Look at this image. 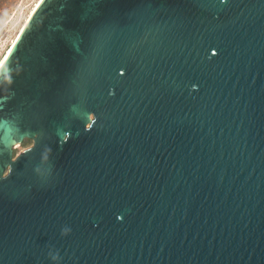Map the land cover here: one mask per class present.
<instances>
[{
    "label": "water",
    "instance_id": "95a60500",
    "mask_svg": "<svg viewBox=\"0 0 264 264\" xmlns=\"http://www.w3.org/2000/svg\"><path fill=\"white\" fill-rule=\"evenodd\" d=\"M0 264H264V0H43L0 69Z\"/></svg>",
    "mask_w": 264,
    "mask_h": 264
},
{
    "label": "rangeland",
    "instance_id": "374dc122",
    "mask_svg": "<svg viewBox=\"0 0 264 264\" xmlns=\"http://www.w3.org/2000/svg\"><path fill=\"white\" fill-rule=\"evenodd\" d=\"M36 1L37 0H0V37L2 40L0 41V60L5 52L8 51V47L15 39L16 32L20 30V27L29 15ZM20 8V13L14 19L13 23L9 24L10 27L4 31L6 24L8 25V22L12 19L10 16L14 15V12ZM32 144V139H23L21 147L13 151V157L21 151L28 149Z\"/></svg>",
    "mask_w": 264,
    "mask_h": 264
},
{
    "label": "bare ground",
    "instance_id": "6f19581e",
    "mask_svg": "<svg viewBox=\"0 0 264 264\" xmlns=\"http://www.w3.org/2000/svg\"><path fill=\"white\" fill-rule=\"evenodd\" d=\"M43 0H37L36 3L34 4L32 10L30 11L29 15L27 16V18L25 19V21L23 22L22 26L20 27V30H18V32H16V36H15V39L13 40V42H11L10 46L8 47V51L5 52L4 56L2 57V59L0 60V69L1 67L4 65L5 63V60L7 59V57L10 55L11 51L13 50L16 42L18 41L19 37L21 36V33L23 31V29L25 28L26 24L28 23L29 19L31 18V16L33 15V13L35 12V10L37 9V7L41 4ZM21 11V8L18 9L16 12H14L12 16H10V18H12L9 22H8V25L6 24V27L4 29V31L10 27L9 24L10 23H13L14 19L17 17V15L20 13ZM19 18V17H18ZM4 34V33H3ZM2 34V35H3ZM0 41L1 40V37H0ZM21 147V144L20 143H15L14 145H12L11 148H14L15 150L20 148Z\"/></svg>",
    "mask_w": 264,
    "mask_h": 264
},
{
    "label": "clouds",
    "instance_id": "9594fccd",
    "mask_svg": "<svg viewBox=\"0 0 264 264\" xmlns=\"http://www.w3.org/2000/svg\"><path fill=\"white\" fill-rule=\"evenodd\" d=\"M69 232H70V229H69V228H63V229H62V235H67ZM51 259H52L53 261H57V260L59 259L58 254H56V255H51Z\"/></svg>",
    "mask_w": 264,
    "mask_h": 264
}]
</instances>
